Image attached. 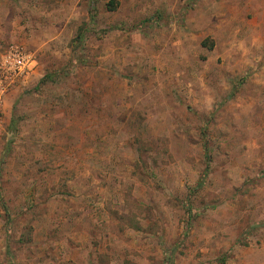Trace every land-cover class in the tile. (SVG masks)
<instances>
[{
	"label": "rangeland",
	"instance_id": "rangeland-1",
	"mask_svg": "<svg viewBox=\"0 0 264 264\" xmlns=\"http://www.w3.org/2000/svg\"><path fill=\"white\" fill-rule=\"evenodd\" d=\"M110 2L0 0V264H264L260 0Z\"/></svg>",
	"mask_w": 264,
	"mask_h": 264
},
{
	"label": "built area",
	"instance_id": "built-area-1",
	"mask_svg": "<svg viewBox=\"0 0 264 264\" xmlns=\"http://www.w3.org/2000/svg\"><path fill=\"white\" fill-rule=\"evenodd\" d=\"M25 60L17 51L9 52L4 61L0 62V100L7 87L26 71ZM1 127V116H0Z\"/></svg>",
	"mask_w": 264,
	"mask_h": 264
},
{
	"label": "crops",
	"instance_id": "crops-1",
	"mask_svg": "<svg viewBox=\"0 0 264 264\" xmlns=\"http://www.w3.org/2000/svg\"><path fill=\"white\" fill-rule=\"evenodd\" d=\"M233 2H235V0H233ZM235 7H238V5H237V3L235 4H233ZM259 6H262V10H263V12H264V0H260V3L258 4ZM233 6V7H234ZM232 9H235V8H232ZM248 10H251L252 11V13H255V14H252L253 16H255V18L254 19H256L257 18V16L258 15H260V14H262V13H260V11H258V12H256L257 11V9H254V4L252 5H244V10L243 9H239V8H236V11H238V13H241L242 15H245V13L248 11ZM259 17V16H258Z\"/></svg>",
	"mask_w": 264,
	"mask_h": 264
},
{
	"label": "trees",
	"instance_id": "trees-1",
	"mask_svg": "<svg viewBox=\"0 0 264 264\" xmlns=\"http://www.w3.org/2000/svg\"><path fill=\"white\" fill-rule=\"evenodd\" d=\"M110 7H111V8H114L113 0H111V2H110ZM80 31H81V30L78 29V32H79V33L77 32V38H79V39L81 38V32H80ZM186 213L189 214V215H190V213H192V210H191V208H190L188 205L186 206ZM189 215H188V216H189ZM186 222H187V221H186ZM186 227H187V225L185 226V228H186ZM168 252H169V254H168V256H167V263H168V264H171V263H172V260H173V259H172L173 250L170 249Z\"/></svg>",
	"mask_w": 264,
	"mask_h": 264
}]
</instances>
